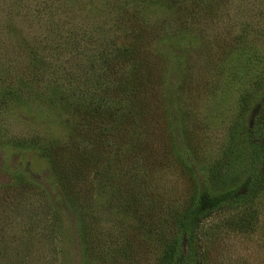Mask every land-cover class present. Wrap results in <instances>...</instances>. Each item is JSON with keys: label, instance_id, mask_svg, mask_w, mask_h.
Segmentation results:
<instances>
[{"label": "rangeland", "instance_id": "374dc122", "mask_svg": "<svg viewBox=\"0 0 264 264\" xmlns=\"http://www.w3.org/2000/svg\"><path fill=\"white\" fill-rule=\"evenodd\" d=\"M263 92L264 0H0V264H264V185L199 248L174 222L198 181L244 183Z\"/></svg>", "mask_w": 264, "mask_h": 264}, {"label": "trees", "instance_id": "16d2710c", "mask_svg": "<svg viewBox=\"0 0 264 264\" xmlns=\"http://www.w3.org/2000/svg\"><path fill=\"white\" fill-rule=\"evenodd\" d=\"M144 31V27L139 29V34L137 35V41L134 43L131 53L134 54L138 50V46L140 45V37L141 32ZM119 58L121 56H115ZM109 60V58H108ZM126 89V88H125ZM263 89V87H262ZM134 98V100H139V96L132 94L130 91L128 92ZM139 102V101H138ZM140 104V103H139ZM142 105V104H141ZM110 106V105H109ZM243 110L249 112V110L255 111L256 116L253 118V122L245 128L244 135H247V143L248 148L250 149L247 152V147L245 146V150L243 153L238 152L237 150V140L238 136H234L233 143L229 148V158H227V165L230 167L238 166L241 169L245 167L247 170L246 179L242 185H234L233 187H225V181L221 185L219 180H221V176H214L210 177V179L206 183H201L198 181L197 186L194 188L193 197L190 199L185 206H182L180 210L177 211V215L175 216V225H177L183 234H189L191 237V241L195 239V244H197V248H199V244L201 245V229L206 224L205 222L211 219L213 216L220 214L225 211L229 210H236L243 208L249 204V202L254 199L258 194L259 191L262 190L264 185V92L260 95H245L243 97ZM141 111V107H140ZM54 147H51L53 149ZM90 155L89 151H82L77 153V157L70 155L67 160H63V167L60 165L58 175L62 174V172L69 173V177L73 178V181H70L72 184L75 179L78 180L75 186L81 185L83 186V180L85 178L84 171L86 168L84 166L87 164L85 163V157ZM242 169V171H243ZM239 173V170L238 172ZM84 176V177H83ZM68 177V176H66ZM233 177L232 180H234ZM79 183V184H78ZM64 189L65 185L63 184ZM73 186V185H70ZM73 186V187H75ZM231 186V185H230ZM77 189V188H76ZM243 190H246L244 193ZM67 192V190H66ZM66 197L69 202L72 203L77 199L76 196H72L66 194ZM52 242H55V237L52 236ZM180 245V246H179ZM180 250V254L177 256V253ZM193 246V249H197ZM202 248V247H201ZM121 249H116L115 252H119ZM122 250H130L132 252L133 249H129V247ZM103 249L98 251V254H102ZM200 252L203 253L202 249ZM111 254V250H109ZM4 257L3 253L0 254ZM175 259V264H179V261L185 258L184 253V243H178L177 245H173L170 247V253L167 258L170 260ZM205 258L204 255H202ZM53 263V262H52ZM105 264V263H104Z\"/></svg>", "mask_w": 264, "mask_h": 264}]
</instances>
